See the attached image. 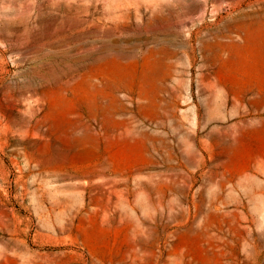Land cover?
<instances>
[{"label": "rangeland", "instance_id": "1", "mask_svg": "<svg viewBox=\"0 0 264 264\" xmlns=\"http://www.w3.org/2000/svg\"><path fill=\"white\" fill-rule=\"evenodd\" d=\"M0 264H264V0H0Z\"/></svg>", "mask_w": 264, "mask_h": 264}]
</instances>
